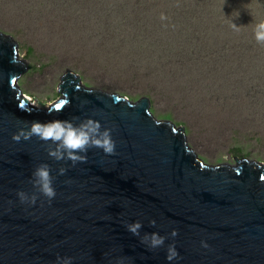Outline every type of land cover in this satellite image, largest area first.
<instances>
[{
    "label": "water",
    "instance_id": "95a60500",
    "mask_svg": "<svg viewBox=\"0 0 264 264\" xmlns=\"http://www.w3.org/2000/svg\"><path fill=\"white\" fill-rule=\"evenodd\" d=\"M20 62L0 33V264H264L263 163L206 164L147 98L95 90L71 71L60 77L61 98L38 108L18 87L27 76ZM86 119L111 130L113 154L90 147L73 164L49 156L51 141L13 140L33 121ZM41 164L53 177L50 201L32 183ZM21 191L35 203L21 202ZM137 221L134 235L127 225ZM152 233L165 237L162 247L142 242Z\"/></svg>",
    "mask_w": 264,
    "mask_h": 264
},
{
    "label": "rangeland",
    "instance_id": "374dc122",
    "mask_svg": "<svg viewBox=\"0 0 264 264\" xmlns=\"http://www.w3.org/2000/svg\"><path fill=\"white\" fill-rule=\"evenodd\" d=\"M219 1L216 25L201 2L186 12L189 0H0V33L17 45L27 67L18 87L38 108L61 98L71 71L95 90L147 98L206 164H264V44L256 21L246 20L247 44L234 29L253 6L264 17V0ZM158 9L182 24L154 30Z\"/></svg>",
    "mask_w": 264,
    "mask_h": 264
},
{
    "label": "clouds",
    "instance_id": "9594fccd",
    "mask_svg": "<svg viewBox=\"0 0 264 264\" xmlns=\"http://www.w3.org/2000/svg\"><path fill=\"white\" fill-rule=\"evenodd\" d=\"M164 19L165 17H161ZM234 27H237L233 24ZM254 37L258 43L264 44V20H261L255 25ZM28 97V96H27ZM29 98V97H28ZM32 136L48 142L51 141L55 148L51 146L48 149V154L53 159L59 161L62 159H70L73 164L77 161H84L85 156L78 153L86 152L90 147H97L103 149L106 154H113L115 149V142L111 138V130H101V124L92 119L81 121L78 125L72 121L67 120H52L48 122L33 121L27 129H21L17 134L13 135V140L19 141L21 138L27 140ZM65 169L59 170L63 174ZM53 177L50 175V168L47 164H41L33 173V186L36 191L47 197L49 201L55 197L56 192L52 186ZM21 202L35 203L37 195L33 193L31 196L21 191L17 193ZM153 226L155 221L150 222ZM142 224L137 221L127 225L128 230L134 234L139 235V229ZM172 236H176L177 232L173 230ZM165 237L157 233L145 234L142 242L146 243L150 249L162 247ZM204 247L208 245L202 242ZM178 253L174 245L168 247V260L176 258ZM71 257L59 258L62 264H71Z\"/></svg>",
    "mask_w": 264,
    "mask_h": 264
},
{
    "label": "trees",
    "instance_id": "16d2710c",
    "mask_svg": "<svg viewBox=\"0 0 264 264\" xmlns=\"http://www.w3.org/2000/svg\"><path fill=\"white\" fill-rule=\"evenodd\" d=\"M146 1V0H145ZM194 2H196V4L197 3H199V2H201V4L203 5V7H202V9L204 10V11H206V12H209V11H211V14L213 15V17L212 16H210L209 17V19L211 20V21H215L216 22V25H217V22L219 21V20H217L216 19V17H218L219 16V14L220 13H223V12H221L222 11V8H221V1H219V0H189V2L188 3H182L181 5L184 7V8H188V10H186V12H190V10H191V7H193L194 6ZM151 3L154 5L153 7H155V4L156 3H154V2H152L151 1ZM218 4V7L217 8H213L211 5L212 4ZM142 4H144V5H146V13L150 10V8L152 7L151 5H149V4H147V3H143L142 2ZM138 5H140V3L138 2ZM212 8V9H211ZM145 9V8H144ZM231 10V9H230ZM230 10H228V11H230ZM158 14H160L161 16L163 15L165 18L164 19H158L157 18V21H156V24H155V28H154V30H156V31H158V27H161V29L163 30V28H165V25H172L174 22H175V19H176V22L178 23V24H182V22H181V18H182V16H179V15H176V18L174 19L173 17H169V16H166V10L165 9H158ZM226 12V11H225ZM245 14H246V18H245V14H242V18H240V23H238L237 25H240L239 26V28L240 29H238V28H234V29H236L237 30V33H236V35L238 34V35H240V36H243V40L242 41H244V44H247V43H245V41L247 40V33H248V31L247 30H244V28H246L247 27V23H246V20L248 19V20H254V21H256L257 23H259L260 22V20H264V17L262 16L261 18H260V20H259V16H260V14L258 15V13H257V7H252V8H249L248 10H246L245 12H244ZM261 14H264V13H261ZM142 15H144V11H143V14ZM248 15V16H247ZM160 21V22H159ZM259 21V22H258ZM222 23H225L224 22V20H223V17H221V25L223 26V24ZM248 23H249V25L248 26H253L252 24H251V22H249L248 21ZM232 24V22L230 23V22H227L225 25L226 26H228V30L227 29H224V28H222L221 27V30H222V32L226 35V34H229V30H230V25ZM177 26V25H176ZM235 35V34H234ZM238 40H239V37H238ZM241 42V41H240ZM194 51L196 52V50L194 49ZM194 52V53H195Z\"/></svg>",
    "mask_w": 264,
    "mask_h": 264
},
{
    "label": "snow or ice",
    "instance_id": "6c2138e0",
    "mask_svg": "<svg viewBox=\"0 0 264 264\" xmlns=\"http://www.w3.org/2000/svg\"><path fill=\"white\" fill-rule=\"evenodd\" d=\"M56 107H57V109H60V108L63 107V104H62V103H58V104L56 105Z\"/></svg>",
    "mask_w": 264,
    "mask_h": 264
},
{
    "label": "bare ground",
    "instance_id": "6f19581e",
    "mask_svg": "<svg viewBox=\"0 0 264 264\" xmlns=\"http://www.w3.org/2000/svg\"><path fill=\"white\" fill-rule=\"evenodd\" d=\"M28 98V97H27Z\"/></svg>",
    "mask_w": 264,
    "mask_h": 264
}]
</instances>
